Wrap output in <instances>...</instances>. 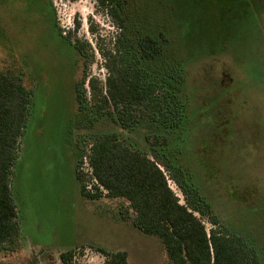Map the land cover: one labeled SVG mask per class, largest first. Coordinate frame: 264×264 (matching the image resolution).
Wrapping results in <instances>:
<instances>
[{"label":"rangeland","instance_id":"374dc122","mask_svg":"<svg viewBox=\"0 0 264 264\" xmlns=\"http://www.w3.org/2000/svg\"><path fill=\"white\" fill-rule=\"evenodd\" d=\"M132 6L138 22L163 12L178 55L194 61L185 75L195 112L185 159L212 210L264 264V0ZM113 34L95 0H0V73L18 79L30 103L10 182L19 239L0 244V264H61L59 255L75 249V264H104L86 247L124 252L127 264H167L155 235L119 219L116 201L86 200L74 174L85 135L109 129L80 110L84 59L75 45H83L86 76L103 84L99 47ZM149 132L142 126L122 135L145 147Z\"/></svg>","mask_w":264,"mask_h":264},{"label":"trees","instance_id":"16d2710c","mask_svg":"<svg viewBox=\"0 0 264 264\" xmlns=\"http://www.w3.org/2000/svg\"><path fill=\"white\" fill-rule=\"evenodd\" d=\"M95 1L114 28L107 48L99 47L107 76L103 84L88 78L83 45L74 44L84 59L77 99L82 113L109 129L85 135L79 149L74 174L81 195L89 201H116L119 219L160 240L167 264H259L255 249L201 195L185 159L183 146L191 132L194 136L195 114L185 75L194 61L178 55L177 37L168 33L170 21L154 12L152 23L145 17L138 22L135 0ZM29 104L19 80L0 73V244L10 246L20 233L10 182ZM142 126L150 131L145 147L122 135ZM86 248L104 264H127L124 252ZM75 251L60 254L61 264H75Z\"/></svg>","mask_w":264,"mask_h":264},{"label":"flooded vegetation","instance_id":"af4514ba","mask_svg":"<svg viewBox=\"0 0 264 264\" xmlns=\"http://www.w3.org/2000/svg\"><path fill=\"white\" fill-rule=\"evenodd\" d=\"M53 14H54V11H53ZM54 17H55V15H54Z\"/></svg>","mask_w":264,"mask_h":264}]
</instances>
